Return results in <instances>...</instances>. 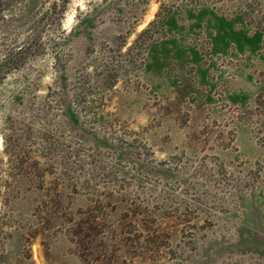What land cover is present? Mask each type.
<instances>
[{
    "label": "rangeland",
    "instance_id": "374dc122",
    "mask_svg": "<svg viewBox=\"0 0 264 264\" xmlns=\"http://www.w3.org/2000/svg\"><path fill=\"white\" fill-rule=\"evenodd\" d=\"M0 264H264V0H0Z\"/></svg>",
    "mask_w": 264,
    "mask_h": 264
}]
</instances>
